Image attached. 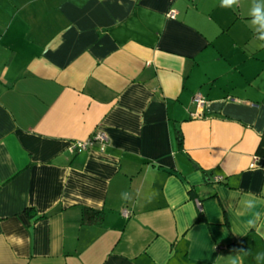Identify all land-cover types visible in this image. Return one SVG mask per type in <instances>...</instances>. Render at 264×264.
I'll list each match as a JSON object with an SVG mask.
<instances>
[{
    "label": "crops",
    "instance_id": "crops-1",
    "mask_svg": "<svg viewBox=\"0 0 264 264\" xmlns=\"http://www.w3.org/2000/svg\"><path fill=\"white\" fill-rule=\"evenodd\" d=\"M219 4L0 0V264H264V82Z\"/></svg>",
    "mask_w": 264,
    "mask_h": 264
},
{
    "label": "clouds",
    "instance_id": "clouds-1",
    "mask_svg": "<svg viewBox=\"0 0 264 264\" xmlns=\"http://www.w3.org/2000/svg\"><path fill=\"white\" fill-rule=\"evenodd\" d=\"M241 0H220L219 7L222 9H233L238 7ZM248 25L255 34V39L259 42L258 47L264 49V0H251L248 8ZM124 198L128 199L125 193ZM241 212L245 219L243 221L246 229L255 228L259 235L264 237V232H260L258 224L264 221V199L258 198L254 195H249L241 201ZM242 250H237V252ZM256 260L264 259V253H258ZM240 260L239 255H236L231 264H238Z\"/></svg>",
    "mask_w": 264,
    "mask_h": 264
},
{
    "label": "rangeland",
    "instance_id": "rangeland-1",
    "mask_svg": "<svg viewBox=\"0 0 264 264\" xmlns=\"http://www.w3.org/2000/svg\"><path fill=\"white\" fill-rule=\"evenodd\" d=\"M251 4V0H241L238 7L233 8L237 10L239 16L242 17L233 20L231 23L230 34H234L236 40L237 51H231L229 53L230 58H240V68L245 70L246 67L252 71L253 75L257 77L255 85H260L264 82V49L258 47V41L255 39V34L249 28L248 25V8ZM228 45H230L228 43ZM235 48V47H234ZM254 53V58H249V54ZM237 80H245L246 74L240 72L237 69Z\"/></svg>",
    "mask_w": 264,
    "mask_h": 264
},
{
    "label": "built area",
    "instance_id": "built-area-1",
    "mask_svg": "<svg viewBox=\"0 0 264 264\" xmlns=\"http://www.w3.org/2000/svg\"><path fill=\"white\" fill-rule=\"evenodd\" d=\"M168 17L174 18L176 15V11L171 9L167 12L166 14ZM193 100L197 103V104H203L204 103V98L201 96L200 93H197L194 95ZM94 142H98L100 143V148L104 149L105 146H107L109 139L106 133L104 132H96L93 135H91L90 137H88L87 139L84 140H78V141H74L72 142L69 146H68V150L71 153H76L82 150H85L86 148H88L90 145H92Z\"/></svg>",
    "mask_w": 264,
    "mask_h": 264
},
{
    "label": "trees",
    "instance_id": "trees-1",
    "mask_svg": "<svg viewBox=\"0 0 264 264\" xmlns=\"http://www.w3.org/2000/svg\"><path fill=\"white\" fill-rule=\"evenodd\" d=\"M256 154L259 156H264V136H262L260 144L256 150ZM103 217V212L100 210H95L92 208H83L81 222L83 224L88 223H100Z\"/></svg>",
    "mask_w": 264,
    "mask_h": 264
}]
</instances>
